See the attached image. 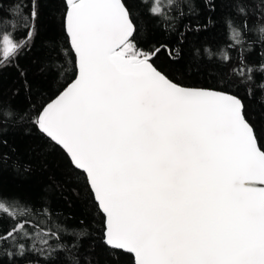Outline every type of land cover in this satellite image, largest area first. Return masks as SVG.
I'll return each instance as SVG.
<instances>
[{
    "label": "snow or ice",
    "instance_id": "1",
    "mask_svg": "<svg viewBox=\"0 0 264 264\" xmlns=\"http://www.w3.org/2000/svg\"><path fill=\"white\" fill-rule=\"evenodd\" d=\"M65 4L76 79L35 123L85 172L105 243L135 264H264V146L244 100L158 71L123 0ZM26 44L5 32L0 58ZM17 204L0 196V241L28 234Z\"/></svg>",
    "mask_w": 264,
    "mask_h": 264
},
{
    "label": "trees",
    "instance_id": "2",
    "mask_svg": "<svg viewBox=\"0 0 264 264\" xmlns=\"http://www.w3.org/2000/svg\"><path fill=\"white\" fill-rule=\"evenodd\" d=\"M124 2L137 48L154 53L153 64L178 84L244 100L264 146V0ZM66 7L65 0H0V37L27 40L17 56L0 58V196L18 202L28 233L0 241V264H135L105 243V215L85 172L35 123L77 74ZM11 223L5 216L2 227Z\"/></svg>",
    "mask_w": 264,
    "mask_h": 264
},
{
    "label": "water",
    "instance_id": "3",
    "mask_svg": "<svg viewBox=\"0 0 264 264\" xmlns=\"http://www.w3.org/2000/svg\"><path fill=\"white\" fill-rule=\"evenodd\" d=\"M123 2H124V0H123ZM125 3V2H124ZM134 23V22H133ZM66 29V28H65ZM67 32V31H66ZM67 35H68V37H69V33L67 32ZM69 40H70V37H69ZM70 44H71V47H72V49H73V51H74V46L72 45V43H71V41H70ZM74 53H75V51H74ZM75 56H76V66H77V54L75 53ZM5 58H7V53L4 55V59ZM150 62L153 64V62H152V60H151V58H150ZM153 66L154 67H156L154 64H153ZM157 68V67H156ZM157 70L158 71H160V72H162L161 70H159L158 68H157ZM163 73V72H162ZM164 75H166L165 73H163ZM77 75V74H76ZM167 76V75H166ZM168 77V76H167ZM169 78V77H168ZM76 79V77L55 97V98H53L50 102H48L47 104H49V103H51L52 101H54L55 99H57L60 95H61V93L62 92H64L65 90H66V88L68 87V86H70V84L71 83H73L74 82V80ZM170 79V78H169ZM171 80V79H170ZM173 81V80H172ZM174 82V81H173ZM174 83H176V82H174ZM176 84H178V83H176ZM180 86H182V87H186V88H200V87H190V86H184V85H181V84H179ZM200 89H207V90H213V91H222V90H217V89H211V88H200ZM222 92H226V91H222ZM227 93H229V94H231V95H235V94H232V93H230V92H227ZM46 104V105H47ZM45 105V106H46ZM43 110V109H42ZM247 119V118H246ZM250 123V122H249ZM251 124V123H250ZM252 125V124H251ZM253 129H254V127H253ZM254 132H255V130H254ZM256 134V133H255ZM257 137V136H256ZM257 142H258V139H257ZM56 143V142H55ZM56 144H58V143H56ZM258 144H259V142H258ZM59 145V144H58ZM60 146V145H59ZM61 148H63L62 146H60ZM64 149V148H63ZM65 150V149H64ZM66 151V150H65ZM66 153H67V151H66ZM68 155H69V157H70V154L69 153H67ZM77 167V166H76ZM78 168V167H77ZM83 171V170H82ZM93 191V190H92ZM93 193H94V191H93ZM95 196V195H94ZM95 199H96V197H95ZM96 201H97V199H96ZM98 202V201H97ZM100 206V205H99ZM105 215V214H104ZM127 252V251H126ZM133 256H134V254H132ZM135 258V257H134Z\"/></svg>",
    "mask_w": 264,
    "mask_h": 264
}]
</instances>
